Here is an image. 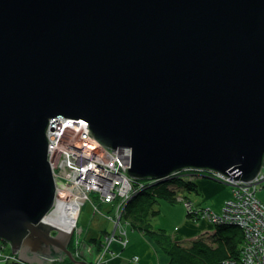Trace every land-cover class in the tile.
Wrapping results in <instances>:
<instances>
[{"label":"water","instance_id":"water-1","mask_svg":"<svg viewBox=\"0 0 264 264\" xmlns=\"http://www.w3.org/2000/svg\"><path fill=\"white\" fill-rule=\"evenodd\" d=\"M88 122L133 179L186 168L251 181L264 161V0H0V241L74 258L45 128ZM204 178H207L204 176Z\"/></svg>","mask_w":264,"mask_h":264},{"label":"built area","instance_id":"built-area-1","mask_svg":"<svg viewBox=\"0 0 264 264\" xmlns=\"http://www.w3.org/2000/svg\"><path fill=\"white\" fill-rule=\"evenodd\" d=\"M77 119L68 120L58 115L51 119L46 129L48 161L52 174L61 184L57 189V195L60 197L47 217L74 226L71 232V248L79 258L83 228L78 226L77 220L82 203H89L92 213L104 214L113 227L102 237L101 257L109 252V245L112 243L118 242L123 247L126 246L127 224L123 222L124 209L126 202L136 192L134 178L132 179L126 171L131 161V150L124 147H105L92 138L93 134L87 121ZM177 173L185 176H206L231 188L230 199L223 203L219 213L204 207L197 208L181 196L176 198L182 201L186 211L194 216L205 218L212 223L233 222L241 229L243 242L239 257L225 258L221 264H264V203L256 197L257 190L264 183V175L260 173L247 182L220 173L191 168L170 175ZM62 203L65 209H61ZM99 205H106L107 210L102 213ZM62 213L64 216H61ZM9 258L20 262L12 253L3 254L1 260Z\"/></svg>","mask_w":264,"mask_h":264},{"label":"trees","instance_id":"trees-1","mask_svg":"<svg viewBox=\"0 0 264 264\" xmlns=\"http://www.w3.org/2000/svg\"><path fill=\"white\" fill-rule=\"evenodd\" d=\"M197 177L200 176H185L177 173L176 175H167L160 180L134 179L136 192L126 202L124 221L129 224L132 230L149 236L167 255L168 264H221L225 258L233 259L240 255L243 232L233 222L213 223L214 230L208 237L209 242L200 238L191 241L189 246L175 241L169 233H166L162 228H153L150 223V218L158 213L156 204L159 200L170 203L177 202V189H195L194 181ZM187 217L199 219L189 212ZM104 233H106L105 230L98 237L90 238L86 243L95 244L100 249ZM6 248H8L7 245L0 241V250L3 251ZM2 262L4 264H22L10 258Z\"/></svg>","mask_w":264,"mask_h":264},{"label":"crops","instance_id":"crops-1","mask_svg":"<svg viewBox=\"0 0 264 264\" xmlns=\"http://www.w3.org/2000/svg\"><path fill=\"white\" fill-rule=\"evenodd\" d=\"M264 165V161H263ZM264 171V166H263ZM195 189L179 188L185 200H190L197 208L204 207L212 209L219 213L223 203L230 198L231 188L227 185L216 182L210 178L197 177L194 181ZM256 197L264 203V183L262 187L257 190ZM165 202V201H164ZM163 201L159 202L171 224V231L169 234L172 238L182 243L183 245H190L191 241L208 238L214 230V225L211 221L199 217V219H192L187 217V211L183 204L171 206ZM103 207V206H102ZM107 210V208H106ZM109 222V221H108ZM127 224V223H125ZM128 226V224H127ZM130 226L126 227L127 242L123 247L118 242L110 245L109 252H106L100 257V249L94 244L87 243L90 248L89 254L94 257V261L90 260L91 264H168V257L160 247L149 237L141 234L139 231L132 230ZM109 232L112 229L104 227L102 231ZM101 234V233H100ZM98 237V236H93ZM90 237V238H93ZM85 239V238H84ZM83 239V242H85ZM8 249V248H6ZM10 251V249H8ZM8 251V252H9ZM83 258V257H82ZM136 258V260H135ZM86 259V258H85ZM83 258V261L85 260ZM86 261V260H85ZM89 261V260H88ZM87 261V262H88ZM63 263V262H62ZM58 261H53L52 264H62ZM0 264H4L0 262ZM66 264V263H65ZM74 264V263H73Z\"/></svg>","mask_w":264,"mask_h":264},{"label":"rangeland","instance_id":"rangeland-1","mask_svg":"<svg viewBox=\"0 0 264 264\" xmlns=\"http://www.w3.org/2000/svg\"><path fill=\"white\" fill-rule=\"evenodd\" d=\"M263 166H262V169L258 173L257 176H259L260 173H262L264 175ZM247 182H249V181H247ZM179 191L181 193L182 190L177 189L178 196L179 195L183 196V195L179 194ZM160 201L162 202L163 200H159V202ZM159 202H157V204H156V208L158 209V211H157L158 213L155 216L150 218V223L153 225V228H156V229L157 228H162L166 233H169L171 231V229H172L171 228L172 227L171 224H169L170 223L169 221H171V219L168 218V214H165V212H163V209H162L161 204ZM164 203H168L171 206H176L177 204H183V202L179 201V200H177V202H175V203H170L168 201H165ZM106 207L107 206H103V207L101 206L100 207V210H101L102 213L105 212ZM123 222H124V224L126 222V221H124V216H123ZM78 226L79 227L80 226L83 227V236L85 238V242L81 243V249H80L81 250V254H80L79 258H80V260H83V258H86L89 261L90 260L94 261V257L92 255V252H91V254H89V250H88L86 242H88L90 237L99 236L105 226L108 227V229H112L113 226H112V224L110 222H108V220H107V218H106V216L104 214L92 213V208H91L89 203H85V205L81 209L80 217H79V220H78ZM128 226H129V224H128ZM128 226L126 225V227H128ZM202 239H204L206 242H209L208 238H202ZM184 246H189V245H184ZM7 247H8V249H10L8 245H7ZM8 249L3 250V251L0 250V262H2L1 258L3 257V254H8L9 253Z\"/></svg>","mask_w":264,"mask_h":264},{"label":"bare ground","instance_id":"bare-ground-1","mask_svg":"<svg viewBox=\"0 0 264 264\" xmlns=\"http://www.w3.org/2000/svg\"><path fill=\"white\" fill-rule=\"evenodd\" d=\"M56 116H58V115H56ZM56 118V117H55ZM80 118V117H79ZM51 119H53V118H48V123H47V125H46V128H45V136H46V138H47V135H46V129L48 128V125H50V122H51ZM66 119H68V120H78V119H74V118H72V117H66ZM88 123V122H87ZM92 138L93 139H95V137L94 136H92ZM96 140V139H95ZM48 143V142H47ZM99 143H101V142H99ZM102 144V143H101ZM125 148V147H124ZM116 149H121V148H116ZM129 149V148H128ZM47 161H48V153H47ZM48 163H49V161H48ZM50 164V163H49ZM50 169H51V166H50ZM51 174H52V170H51ZM52 176H53V181H54V184H55V198H54V201H53V203H52V205H51V208L49 209V211L45 214V216H48L49 214H50V211L55 207V204H56V202H57V198L58 197H60V195H57V189L60 187V180H58L55 176H54V174H52ZM158 180H160V179H158ZM183 200H185L184 198H183ZM186 201H188V200H186ZM190 201V200H189ZM127 204V203H126ZM85 205V202H83L82 203V205H81V209H82V207ZM184 205V204H183ZM101 206H106V205H99V208L101 207ZM126 206V205H125ZM61 209H65V205L62 203L61 204ZM185 211H186V209H185ZM80 213H81V211H80ZM188 213V212H187ZM80 215V214H79ZM61 216H64V214L62 213L61 214ZM65 217H69V216H65ZM80 217V216H79ZM202 218V217H201ZM64 220H65V218H64ZM79 220V219H78ZM77 220V221H78ZM68 223L70 222L69 220L67 221ZM113 226V225H112ZM83 228V227H82ZM82 236H83V234H82ZM103 237V236H102ZM83 239H84V236H83V238H82V242H83ZM71 241H72V238H71ZM71 241H70V243H69V245H68V248H69V250L72 252V254H73V256H74V258H76V259H78V260H80V258H78L77 257V255L72 251V248H71ZM111 245V244H110ZM109 245V246H110ZM100 251H101V248H100ZM9 253H12L11 251H9ZM13 254V253H12ZM17 257V256H16ZM85 259V258H84ZM86 261H88L87 259H85ZM51 261H55V260H51ZM64 262L66 263V264H72V263H70L69 262V260L68 259H65L64 260ZM88 262H90V261H88ZM22 264H25V263H23V262H21Z\"/></svg>","mask_w":264,"mask_h":264}]
</instances>
